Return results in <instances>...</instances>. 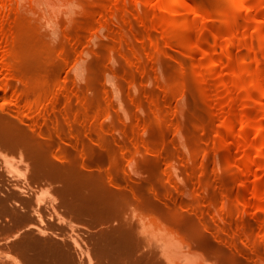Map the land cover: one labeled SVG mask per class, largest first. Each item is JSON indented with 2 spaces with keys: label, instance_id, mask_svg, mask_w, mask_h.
Masks as SVG:
<instances>
[{
  "label": "bare ground",
  "instance_id": "6f19581e",
  "mask_svg": "<svg viewBox=\"0 0 264 264\" xmlns=\"http://www.w3.org/2000/svg\"><path fill=\"white\" fill-rule=\"evenodd\" d=\"M8 1L11 0H0V4L5 6ZM18 1L17 8L19 9L22 0ZM62 1L65 6L74 4L73 1ZM98 1H100L98 2L99 6L96 5L97 7L92 8L87 15L70 28L72 35L70 42H59L53 47L37 42L29 30L31 27L29 23L16 19L13 26L8 28L4 18L0 15V157L6 158L7 152L19 153L24 162L23 166L25 165V169L22 166L21 172L18 168L12 167L10 161L5 160V162L7 161L6 168L1 164V167L8 172V177L4 178L3 169H0V243H5L8 250L22 253L28 264H86V255L89 264H95L90 253L91 246L90 250L86 249L88 245L83 246L82 239L79 240L76 235L66 233L64 226L70 224L65 214L66 211L90 224L109 220L112 222L99 229L85 225L90 232L93 231L97 250L105 258L102 261L103 264H212L214 262V259L211 262V255L214 253L211 249L212 243H209L210 247H203V243H205L203 242L204 237H201L204 234L203 231L207 235H215V238L221 235L217 241L212 239V236L209 235L208 238L204 234V241L209 239L211 242L210 237L212 242L216 240L214 245L220 241L219 247L225 251L221 258L219 257L220 264H250L251 259H264V250L259 246V240L264 238V223L258 221L257 215L253 220L237 217L239 215L235 211L239 210L241 205L236 203L240 201L239 196V199L236 197L238 200L235 198L236 202L233 199V203L224 202L225 204L222 203L220 209L219 207L215 208L217 197L221 199L229 197L234 190H237L234 184L235 179L228 173V167H224L220 177H217L215 172L209 173L206 170L209 165L207 163L211 161L208 158L211 156L209 146L215 145H211L213 141L212 129L214 130L215 127L212 126L215 122L211 121V118H207L208 114L206 116L199 112L196 104L193 103L191 106L194 111L187 116L186 123H188L187 125L200 124V129L203 131L200 138H189L184 141V133H192L194 130L192 127L183 128L176 117V121L173 120L174 124L170 125L166 110L170 109L169 105H175L172 99H176L177 94L178 97L180 95V97H184V92H177L175 88L173 90L167 88L160 94L146 89L145 97H150L154 113L146 110L147 112L135 115L136 119L125 122L123 125L118 120L110 119V95H113L116 101L118 100V107L123 111L124 116L128 117L127 109L119 94V88L113 78L107 76L111 83V89H106L103 93L101 90H95V86H98V78L94 75L87 83L74 86L75 89H73L74 87L70 88L71 85L68 86L69 76L71 75L72 78V74L67 76L64 74L66 77H61L63 69L67 68L69 64H72L70 70H73L72 73L78 79L83 77L86 61L84 56L88 52L83 48L82 50L85 49V51L80 50V56H76V49L83 44V38H86L88 34L95 42L99 32L110 28V18H117L119 15L118 0L109 3L110 7L105 10L104 14L101 13L104 11L105 0ZM176 2L177 6L178 3L180 6H184L179 10L184 9L183 11L188 15L189 37L193 39L192 30L194 27L196 29L198 16L201 17L199 14L202 10L205 11L207 2L206 0L201 4L195 2L194 4L190 0H177ZM245 2L247 1L238 0L236 2L238 11H241L245 6ZM53 3L57 4V1ZM182 3L183 5H181ZM58 5L60 3L55 6ZM127 5L125 4L124 8H128ZM70 7L69 12L71 11ZM179 10L176 11L179 12ZM263 11L264 9L256 7L252 14L256 13L257 15ZM249 13L251 14V11ZM96 14L103 16L100 15L101 17L95 21ZM94 16L95 18H93ZM176 16L178 15L176 14ZM48 22L51 32L56 34V24ZM234 23L236 22L228 20L227 27L231 32L238 26ZM9 30L15 32L11 41L7 35ZM247 30L248 28H246ZM234 31L230 36L233 37ZM214 35L216 37L213 38L210 47L220 43L219 36ZM242 40L240 43H234L230 39L231 43L228 44L225 51L229 61H233L232 52L236 48L248 46L245 36ZM261 45L264 49V40ZM148 48L152 50L154 47ZM57 49L60 51L57 52ZM100 52L101 56L98 57L100 59H97L100 64L98 65L97 61L94 64L101 66L102 71L105 72L106 69L101 63L105 61L108 51L105 50V47H100ZM210 52L211 49L208 53L206 51V55L209 56L212 53ZM57 53L61 54V59L57 57L59 56ZM251 56L250 50L244 53V60L247 62L234 67L233 81L235 83L231 84L232 88L241 87V85L243 87L245 75L248 73L246 77L249 79V84L242 89L244 97H246V108L251 112H239L240 115L243 113L248 116L245 115L247 118L242 126L244 129L242 138L244 137V139L239 137L236 141L241 139V146L247 150L245 166L249 170L259 158H264V77L261 76L258 67L252 69L249 63ZM130 57L136 62L141 60V56L138 54ZM158 57H156V61L158 59L157 62L160 63ZM208 58L210 59L211 55ZM179 61L184 63L187 59L180 56ZM216 61L211 62V68L216 69L221 63L220 60L219 64ZM146 67H144L145 69L142 67L143 70L140 68L139 71L127 70L128 77L133 79L138 72L143 77L146 76L149 72ZM180 75L184 77L187 72L184 71ZM171 79L172 83L177 80L172 75ZM220 80L226 90H233L225 76H220ZM233 95H231V104L236 102V97ZM145 97L137 98L140 110L146 102ZM256 99L259 104L262 103L260 106L263 107L261 108L263 109L261 118L254 115ZM231 106H235V104ZM169 109L167 111H170ZM231 109H233L231 110L232 115L225 117V129L228 134L234 133L231 132L234 131L233 123L236 118H240L238 108L231 107ZM105 118L107 121H102ZM252 127L256 128L255 140L260 144L258 155L255 154V150L253 151L258 143L255 146L256 142L253 143L252 138L249 140L250 134L248 135V133ZM171 131L179 134L184 148H189V152L192 153L188 154L189 157L186 158L182 155L187 150L182 152L184 150L181 145L179 146L172 137L168 140L167 137ZM225 136H221V138L223 139ZM232 136L234 137V135ZM228 140L220 139V142L229 143ZM205 148H208L209 151ZM199 150L203 151L202 155L206 151L209 152V156L208 152L204 154L207 155L204 161H202L201 153V157H198ZM102 157L105 159L101 160ZM197 157L201 161L196 159ZM124 161L130 163L127 162L126 165ZM262 161L264 164V160ZM257 162L256 165L259 164ZM124 164L126 166L130 164V168H125ZM184 166H187L186 170L183 169ZM212 173L216 175V179L214 177L212 179ZM237 178L239 179V177ZM213 181L215 184L211 188L208 187V184ZM53 188L62 195V200L57 196L49 195L52 199L48 201L50 202L48 204L49 212L45 214L40 208V203L45 200L44 197H47L44 194L46 192L49 194ZM256 188V191L261 190ZM234 192H238V190ZM198 195H201V198ZM185 197H193L194 201L190 199L192 212L199 214L202 222L214 221L213 226L219 225L221 230H218L219 227L206 225L198 229V235L197 229L195 232L190 228L193 232L184 226L185 233L190 231L186 234L189 239H186L183 234L182 239L178 238L175 232L179 233L180 230H172L173 223V229H175L176 223L181 225L184 220H189L187 216L190 219H193L194 216L191 217V215H187L188 213H184L187 209V205L185 207L187 198L185 199ZM241 198L244 197L241 196ZM131 210L132 213L129 214L128 212ZM145 211H150L151 215H144ZM216 211L219 213L216 214ZM231 212V216L237 214L236 217L239 219L227 215ZM185 216L187 220L182 221ZM196 216L195 218L198 219L199 217ZM159 217L168 221L169 224L171 222L170 232L162 225L161 229V226L157 225L161 221ZM145 218L149 219L148 224H152V226L141 227L145 223ZM239 221L242 222L241 225H239ZM186 223L184 222L185 225ZM163 228L166 231L162 230ZM176 228L180 229L179 226ZM12 229L14 231L11 234L2 238L3 233H8ZM249 229L255 231L257 234L255 239L258 241L254 239L256 242L251 243L252 236L245 234ZM216 235L218 236L216 237ZM195 238L198 239L197 243L194 241ZM199 238L202 240L200 243ZM248 244L253 246L248 247ZM200 245L201 248H204V250L200 249L202 252L199 250ZM204 251L212 253L208 255ZM7 257L10 259L4 258L0 250V264H24L11 252H8ZM10 260L14 263H10Z\"/></svg>",
  "mask_w": 264,
  "mask_h": 264
},
{
  "label": "rangeland",
  "instance_id": "374dc122",
  "mask_svg": "<svg viewBox=\"0 0 264 264\" xmlns=\"http://www.w3.org/2000/svg\"><path fill=\"white\" fill-rule=\"evenodd\" d=\"M56 1L57 4L60 3V5L55 6L57 4L53 2ZM69 1L71 2L73 1L74 4H68L65 6L62 0L61 1L60 0H22L21 3L23 4L20 3L21 8L18 9L17 4L19 3V1L11 0L8 1L5 6L0 4V15L4 18V22L8 26V28H11L13 26L16 19L21 20L24 23H29L31 26L29 30L31 31V34L34 35L37 42L45 44L49 47H53L57 45L59 42H66V43L70 42V39L72 38V35L70 34V28H72L75 24H77L81 20V18L87 15V13L92 8L94 9L95 7L99 6L98 2H100L98 0H69ZM105 1L108 3H106ZM105 1H104L105 6L103 8L104 11H102L103 13L101 14H104V12H106L105 10L109 9L111 2H114L115 0H105ZM151 1L150 0H118L119 15L117 18H113V19L108 17L111 20L110 28H105L101 32H99V36L97 37L95 42L91 40L92 39L91 35L88 34L89 36L87 35L86 38L84 37L85 39L83 38L84 40L83 44L76 49L77 52L74 50L76 56L78 55L80 56L81 51L84 52L85 49L88 52L85 54V56L83 55L86 60L84 63L85 65H84L83 77L78 79L72 73L73 70H70L72 68V64H69L67 68L65 67L66 68V69L64 68L65 70L63 69L61 77L63 78L66 77L67 75L72 74V78L71 75L69 76L70 82L68 86L71 85L69 87L73 88L74 86L77 87L80 86V84L82 85L87 83V81L93 78L92 76L94 75L96 78H98V80L95 78V80L98 81L97 82L98 86H95V90H101L103 93H105L106 89L108 90L111 89L110 88L111 83L108 80L109 79L108 77L113 78L116 86L119 88V92H120L119 94L123 101L124 106L127 109L128 117L124 116L123 111L118 107L117 104L118 100L116 101L113 95H110V99H111L110 119L111 120L115 119L116 121L118 120L119 123L121 124L123 123V125L125 122H130L134 120V118L136 119L135 115L137 116V114L145 113L147 111H150L152 114L154 113V108L153 105H151L152 103L150 97L149 98L145 97V92H147L148 89H150L151 91L153 90V93H160V94L166 91L167 88L168 89L171 88L172 90L173 88H175L177 92L179 91L184 92L183 94L184 97H180L181 95L178 97L177 94V96L175 97L176 99H172V101L174 100L173 102L175 103V105H171L172 109L170 105H169L170 109L167 108L168 104L166 106L167 110L169 109L172 112V114H170L171 112L166 110V114L168 116V120L170 121V125L174 124L173 120L176 117L177 121L179 120L180 125L182 124L181 126L183 128L192 127V129L194 130L192 133H184V139H183L184 141L188 140L189 138H195V137L200 138L203 133V131L200 129V124L196 123L197 125H195V123H191V125H187L188 123H186V119L187 116L190 115L192 111H194V108L191 106L193 103L196 104L195 106L197 107V110L199 112L204 113L206 116L208 114L207 118L208 119L211 118L210 120L215 122L213 123L212 126L215 127L214 130L212 129L213 141L211 144V145L213 144L215 145H213L214 147L209 146V150H211L210 155L212 157L209 156L208 148L207 149L205 148L206 150H208L206 151L208 152V156H209L208 158L211 159L212 161V162L209 161L207 163L209 165L207 169L206 168L205 169L207 170V172L209 171V173L215 172V174H217V177L218 176L220 177L221 171H223L224 167H228V173L233 179H235L234 181L236 187L235 189L238 190V192H234L237 191L234 190L229 195V197L227 196L228 198L225 197L221 199L220 197H217L216 198L217 201L214 200L216 201L214 204L216 206L215 208L219 207L220 209L222 207L221 206L222 203L223 204L229 202L231 203L233 199H235L236 197L238 198L239 196L240 201H237L239 198L238 199L236 198L237 200L235 199V201L233 200L234 202L237 201L236 203L241 204L240 205L241 209L239 208V210L237 209L235 211V213L237 212V214L239 215L237 217H239L240 219L242 217L251 218L253 220L257 215L258 221L264 223V170H263L264 164L262 161L264 160V158H259L261 159V161H259V159L257 160L259 164L256 165L255 164L257 162L256 161L254 163L255 166L253 165V167H250L251 169L249 170V168L245 166L247 150L245 149L244 146L243 147L241 146V141H240L241 139L242 140L244 139V137L242 138L244 134L243 133L244 129L242 128V126H243V122H245L248 116V114H243V113L251 112L250 109L249 111L248 108H246L245 105L246 97H244L245 94H244V90L242 89L248 86L249 84V79L246 77L248 76V73L245 75L243 87L241 85V87L238 86L239 87L238 88L237 86L234 85L235 87L232 88L233 85H231L235 83L233 81L234 67L244 62H247L246 60H244V53L249 50L252 55L251 60L249 62L251 64L252 69L258 67L261 71V76L264 77V49L262 48L263 46L261 45L262 41L264 40V11L263 13H258L257 15L256 13L252 14L253 10L256 7L264 9V0H246L247 2H245V6L243 7L244 9L242 8L243 10L241 9V11L240 10L238 11V9L236 8L237 7L236 2H238V0H206L207 2L205 6L206 9L205 11L202 10L201 12L203 13L204 11V13L202 14L203 16L201 15V13L199 14L201 17L198 16L199 20L197 19L196 29L194 27V29L192 30L193 32L191 31L192 36H194L193 39H190L189 37L190 28L188 26V21H187L188 15H186L187 13L183 11L184 9L179 10L181 8H184V6H180V3H178L177 6V2H176L177 0H155V2H153V0ZM203 1L204 0H190V2L193 3L195 2L196 4H201V2ZM125 4H128L127 5L128 8H124ZM106 5L107 6L109 5L108 8H106L107 7ZM181 5H183V3ZM69 7L71 8L70 12L68 11ZM176 10H179V12ZM250 11L251 14L249 13ZM101 14H96L95 15L96 18L95 16L93 17L95 18L94 20L96 21L97 18L103 16ZM176 14L178 16H176ZM230 19L231 22L233 20V22L237 23V24L234 23L236 26L238 25L237 28L234 29L236 31L233 30L234 31L233 37L230 36L232 35L233 31L231 32L230 29H228L227 27L228 20L230 21ZM48 21H51L56 24V30H57V32H55L56 34H53L51 32V26L48 25L49 24ZM167 27L169 28L167 29ZM246 28H248L247 31ZM84 31L86 30L84 29ZM214 34H216L217 37L219 36L220 43H218V45L214 47H210L211 42H213L212 41L213 38L216 37ZM7 35L9 41H11L14 38L15 32L9 30ZM244 36L248 41V46L236 48L232 52L233 61L232 62L229 61L230 59L225 54L228 44L231 42L240 43L243 41L242 39H244ZM229 38L231 39V42ZM151 46L154 47L152 50L148 48ZM100 47H105V50L108 51V55L105 61L101 63L103 67L106 69L105 72L102 71L101 66L100 67L98 66L100 63L98 64L99 60L97 59H100L98 57L101 56ZM83 48L85 49L82 50ZM210 49L212 52V53L210 52L211 53L210 59L212 61L213 60L216 61V59H218L216 61L218 62V64H219V60L221 62L219 64L221 66L218 65L216 69L211 68L210 65L212 64L211 63L212 61L210 62L209 61L210 59L208 58L210 57V55L209 56L208 54L206 55V51L208 53ZM165 50H167V52H165ZM59 51L60 49L57 52ZM111 54L114 55V58L113 55L110 57ZM137 54L141 56V60L136 62L135 60H132L130 56ZM59 56L57 57L61 59V54H59ZM155 56L156 57L159 56L158 58H160L159 60L161 61L160 63L157 62L158 59L156 61ZM180 56L185 57L187 61L181 63L179 61ZM96 61L98 65L96 63L94 64V62ZM140 65L141 67H139ZM142 67L143 68L146 67L149 70L146 76L143 77L142 74L138 72L135 78L130 79L128 77L127 70L139 71L140 68L143 70ZM184 71L187 72V75L183 77L180 74ZM64 74H66V76H64ZM171 75L177 79L176 81H174L176 82L175 84H173L174 82L173 83L171 82L173 81L171 79ZM220 76H225L229 81L231 88L235 90L234 91L233 90L231 91V89L230 91L226 90L221 83ZM75 87L73 89H75ZM231 95L236 97L235 98L236 102L233 104H235V106L238 108L237 110L238 113L240 111H243V113L241 115H240L241 112L239 113L240 118L238 119L236 118V120L234 118L235 120L234 121L235 123H233L234 131H231L234 133L228 134L227 133L228 131L226 132L225 129L226 128L225 117L227 118L228 116H230V114L232 115L231 110L233 109H231V107L236 108L235 106H231L233 105L231 104L232 103ZM140 96H144L146 98V102H144V106L142 107V110H140L137 102V98ZM256 100L258 104L255 103L256 101L254 102L255 108L253 110L254 112L256 111L254 115L256 117L258 115V118H261L263 115L262 114L263 109H261L263 107H260L262 106L261 105L262 103L260 102L259 104L258 99ZM62 101L64 102V99ZM102 121H107V119L105 118ZM174 121H176V119ZM255 130L256 128L252 127L249 130L250 133H248V135L250 134L249 140H251L252 138V140H254L253 143L256 142L255 139L257 132ZM172 131L171 133H169L167 137L168 140L173 138L179 146L181 145L182 150H184L182 152H185V150H187L182 155L185 156L186 158L189 157L192 154L189 152V148L188 149H186V147L184 148L179 134L177 132L174 133ZM225 132L227 133L226 135L227 137L224 135ZM232 135H234L235 138ZM221 136L222 137L225 136L226 140L229 139L228 140L229 143L225 142L226 145L223 144L224 142L221 143L220 139L222 141H226L224 140L225 137L222 139ZM239 137L241 139L239 141H236L237 139H239ZM257 143L258 141L255 143V146ZM255 148L253 149V151L255 150L256 152L255 154L258 155L260 152V144L258 143ZM203 151L205 150L203 149ZM201 152L199 150L198 153L199 155L198 154L197 155L199 158L202 156L201 157L203 159L202 161H204V159L207 158V155L204 154L207 153L204 152L202 155ZM12 153L13 152H7L6 158H3L2 156L0 157V169H3L2 174L4 178L8 177V172L5 170L6 168L5 164L7 161H10L12 167L18 168L19 171L22 169V166L24 164V162L21 160V156L19 155V153H15V154ZM189 153L190 155H188ZM198 157L196 159H199ZM102 159H105V157L104 158L102 157L101 160ZM5 160L7 161L5 162ZM199 161H201V159H199ZM127 162L130 163L129 161ZM127 162L124 161L125 164ZM1 164L5 168L1 167L2 166ZM126 165L124 166L125 168L128 167L130 168V164L129 166ZM185 167L187 166H184L183 168L184 170H186ZM23 169H25V165L23 166ZM213 173H212V179L213 177L214 179H216V175ZM237 177H239V179ZM214 184L215 181L210 182L208 184V187L210 186L211 188ZM256 187H258L261 190L256 191L257 190ZM45 195L47 197L46 198L44 197L45 200L41 201L40 208L43 213L47 214L49 212L48 204L50 203L48 201L52 199V197H49V195L53 197L57 196L61 200H62V195L54 188L50 190L49 194L46 192L44 196ZM240 195L244 198L242 199ZM198 196L199 198H201L200 197L201 195ZM186 198L187 197H185V199ZM190 199L191 201L192 200L194 201L193 197L186 199L187 201L185 202V207L187 205L186 207L187 209H185L184 213L186 214L188 213L187 215L189 216L191 215V217L194 215L193 219H190V217H188L185 214L187 216V219L189 218V220H187L185 216V218H183L182 221L184 219H186L187 221L184 220L183 222H181V225L176 223L175 229H173L174 223L172 228L171 222L169 224L168 221L166 222L165 219L159 217L161 221L159 220L160 222L157 225L158 226L162 225L165 229L168 230V232L171 231V228L172 230H176V229L180 230L179 231L180 234L175 231L173 232H175L176 235H178V238L181 239L183 235L186 236L188 232L193 231L191 229H194L195 232L197 229V233L199 235L198 229L200 227L206 225L213 226L214 221L205 222L203 220L204 222H202V219L199 217L200 215L192 212L191 209L192 202L190 201ZM217 211L216 214L219 213V212L217 213ZM149 212L145 211L144 215H151V212L150 213ZM128 213L131 214L132 210L131 212L129 211ZM235 213L233 212V214ZM65 214L68 217V221L70 222V224L68 223L64 226L67 231L66 233H68V235H74V236L76 235V237H78L79 240L82 239L81 243L82 244L84 243L83 246L86 247L88 245L86 249H89V247L91 246L90 253L94 258L93 260L95 261V264H103L102 261H104L105 258L97 250V246H96L97 244L95 243V240L93 238L94 236L92 233L93 231L90 232V230L85 225L99 229L101 227H106L104 225L110 224L112 222L109 220V221L95 222L93 224H90L85 220H81L74 217L72 213L65 211ZM195 215H197L196 217L199 218L196 219ZM227 215L231 216L232 212L227 213ZM236 215H233L231 217L235 218ZM148 221L149 219L145 218L144 219L145 223L142 224L141 227L152 226V224H148ZM184 222L185 223L187 222L186 225L184 224ZM240 223L242 224V222L239 221V225H241ZM158 226L157 228H159ZM162 226L160 227V229L162 228ZM176 226H179L180 229L176 228ZM184 226H186V229L191 228L190 231L188 230V232L185 233L186 229ZM213 227L216 228L219 227L218 230H221V226L219 225L216 226L215 224V226ZM164 228L162 230H165ZM13 231L14 229L10 230L8 233L7 232L3 233L2 238L3 236L5 237L6 235L11 234ZM89 232L90 234H88ZM95 232L96 230L94 231V233ZM203 233L207 235L205 231H203ZM204 234L201 237L205 238ZM245 234L252 236L251 243L258 241L255 239L257 238V234H255V231L253 229L247 230ZM209 235L212 236V239L217 240L218 238H221V235H219L218 238H215L214 237L215 235L213 234H208L207 235L208 238ZM217 236L218 235H216V237ZM197 238H195L194 240L195 243H197L198 240ZM204 238H203V242L205 243L207 242V244L203 243L204 245L203 244L201 245H203V247L204 246L210 247L212 245L211 246L212 251H214V253L216 251L215 254L213 253V255H211L212 259L209 258L211 259V262L214 259V262H212V264H220L219 259L225 252L219 247L220 241L216 243L217 245L216 244L214 245L216 240H214L215 242H212L213 240L210 237L211 242H209V239L208 240L205 239L204 241ZM186 239H189L188 235L186 236ZM199 239H200L199 240L200 243V241L202 240L201 238ZM254 239L256 241H254ZM209 243L212 244L209 245ZM201 245L199 246L200 247L199 250L203 248V247L201 248ZM221 245L224 247V244L222 242ZM247 246L251 247L253 245L251 244L250 246L248 244ZM259 246L264 250V238L259 240ZM0 250L2 251L4 258H6L7 260L10 259L9 257H7L8 252H11L12 255L17 256L20 260H22L24 264H28L26 258L23 256L22 253L16 250H8L6 248V244L3 242L0 243ZM202 250H204V248ZM210 251L209 252L204 251V252H206L205 254L208 253L209 255V253L210 254L212 253ZM200 252L202 251L200 250ZM127 258L130 259V257ZM251 260H250V264H264V259L257 258ZM10 261H11L10 263H14L12 260ZM85 263L89 264V259L87 255L85 258Z\"/></svg>",
  "mask_w": 264,
  "mask_h": 264
}]
</instances>
